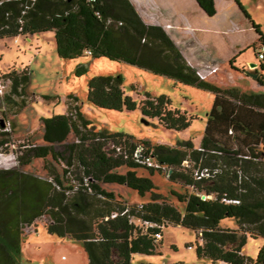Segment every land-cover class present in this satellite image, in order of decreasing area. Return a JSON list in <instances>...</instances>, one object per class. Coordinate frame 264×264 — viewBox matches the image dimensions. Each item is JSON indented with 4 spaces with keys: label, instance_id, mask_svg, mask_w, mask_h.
<instances>
[{
    "label": "trees",
    "instance_id": "trees-1",
    "mask_svg": "<svg viewBox=\"0 0 264 264\" xmlns=\"http://www.w3.org/2000/svg\"><path fill=\"white\" fill-rule=\"evenodd\" d=\"M196 1L209 16L216 14L215 0ZM252 23L264 47V34ZM47 31L57 34L64 59L90 55L125 61L209 89L214 103L199 147L191 140L152 145L123 132L97 130L79 99L70 96L75 101L66 115L43 118L45 143L29 149L24 145L27 155L18 156V166L0 168V264H20L25 227L45 215L47 232L80 241L88 264H132L135 253L154 254L168 224L195 230L202 240L196 246L198 256L214 264H264V245L256 258L243 253L249 237L264 238V92L224 88L202 78L165 28L146 22L132 0H0V39ZM237 57L229 60L235 71ZM4 76L11 82L10 92L18 95L31 77L28 68ZM258 79L264 82V76ZM87 101L118 111L139 105L144 116L158 118L170 129H185L193 119L173 108L165 94L145 92L138 103L125 93L120 74L91 78ZM0 134L7 131L1 129ZM71 134L75 139L68 141ZM64 143L65 150L58 151L56 146ZM5 144L1 139L0 148ZM150 155L166 169L149 166L145 158ZM33 158L44 159L45 177L22 168ZM121 167L127 168L125 173ZM142 168L149 175L139 174ZM155 171H165L171 181L194 189L174 191L182 210L160 200L151 178ZM114 184L141 195L150 192L151 200L127 203L104 187ZM228 219L238 227H225Z\"/></svg>",
    "mask_w": 264,
    "mask_h": 264
},
{
    "label": "rangeland",
    "instance_id": "rangeland-1",
    "mask_svg": "<svg viewBox=\"0 0 264 264\" xmlns=\"http://www.w3.org/2000/svg\"><path fill=\"white\" fill-rule=\"evenodd\" d=\"M239 1L264 34V0ZM216 3V17L206 18L195 12L190 14L192 24L201 27L204 33H188L183 43L194 44L202 52L212 51L215 46L219 49L218 53L215 52L217 70L207 81L217 82L224 88L238 87L247 92H264V82L244 72L250 69V62L262 60L259 53L264 50L252 21L237 5L235 8L233 0H216ZM222 29L228 32L230 42L221 34ZM233 49H239L237 53L245 49L235 61L239 71L233 70L227 61V57L233 54ZM24 68H28L31 75L29 85L22 94H12L11 82L4 74L12 69ZM263 72H259V77ZM110 74H120L123 77L125 93L133 96L138 103L144 99L145 92L153 96L168 95L173 108L193 116L190 126L182 130L166 128L159 123L158 118L144 116L139 105L135 110L118 111L90 104L87 101L89 80L98 75ZM0 77L5 82L4 92L0 93V122L7 131L3 136L0 134V140L7 141L4 148H0V168L18 166V156L23 155L25 158L27 155L24 145L29 149L45 143L43 118L66 115L68 105L75 101L70 96L79 99L83 113L97 130L123 132L137 141L146 140L152 145H177L181 141L191 140L195 147L200 146L208 113L215 98L214 92L209 89L180 83L167 75L156 74L152 70L125 61H114L104 56L93 58L90 55L64 59L59 54L57 34L54 31L1 38ZM8 94L10 99L6 97ZM74 139L71 134L68 141ZM67 143L57 145L56 149L64 151ZM187 164L188 160H185L184 165ZM58 167L61 169L60 165ZM22 168L42 177L47 175L42 158H33L30 164ZM126 170V167L119 169L122 173ZM138 173L149 175V170L142 168ZM151 178L156 186L154 191L160 195V200L172 203L181 210L184 204L177 199L174 191L184 193L194 190L182 181H171L165 171H155ZM104 187L113 190L121 200L130 204L139 205L152 197L150 192L141 195L126 185ZM46 221L45 215L33 226L25 227L20 264H88L82 243L49 234L44 228ZM223 225L235 229L238 227L232 219H228ZM197 243L201 244L202 240L197 238L195 230L180 224H168L163 229V239L158 244L156 253H135L132 264H214L208 257L198 256ZM263 245L264 238L249 237L243 253L256 258ZM114 258L116 259L115 255Z\"/></svg>",
    "mask_w": 264,
    "mask_h": 264
},
{
    "label": "crops",
    "instance_id": "crops-1",
    "mask_svg": "<svg viewBox=\"0 0 264 264\" xmlns=\"http://www.w3.org/2000/svg\"><path fill=\"white\" fill-rule=\"evenodd\" d=\"M132 1L136 5V8L139 11L140 15L143 17V19L146 22L159 24L165 28V30L171 35V37L179 45L190 65L196 67L197 70L204 71V73L206 74V76L204 77L205 80H208L210 76L214 74V72H211L210 69L217 67V58L215 56V52L218 53L219 49H217V47L215 46V49H213L212 51L207 50V52H202L199 51L198 47L194 46V44L186 45L185 43H183L184 42L183 40L186 38V35L188 33L190 35L193 33L197 34L196 32L198 31L200 35L204 33L201 27L194 26V24H192L190 14L195 12L198 14L200 13L206 18L216 17L218 12L216 0H215V5L217 12L213 16H209L208 14H206V12L200 7V5L196 0H146V1L132 0ZM233 2L235 8L236 5L239 7L236 0H233ZM221 34H223V36H225L228 42H230V39L228 38V32L222 29ZM244 50L245 49L241 51ZM238 51L239 49L238 50L233 49L232 52L233 54L227 57V61H229L234 56L239 55L241 51L237 53ZM261 63H264V61ZM259 68H261V66ZM261 75L264 76V72L261 73ZM213 83L218 85L217 82L213 81ZM87 263H88V258H87ZM222 263L225 264L224 262Z\"/></svg>",
    "mask_w": 264,
    "mask_h": 264
},
{
    "label": "built area",
    "instance_id": "built-area-1",
    "mask_svg": "<svg viewBox=\"0 0 264 264\" xmlns=\"http://www.w3.org/2000/svg\"><path fill=\"white\" fill-rule=\"evenodd\" d=\"M259 57L263 60V58H264V50H263V51H260V53H259ZM216 70H217V67H214V68L210 69L211 72H215ZM197 72H198V74H199L202 78H204V77L206 76V74H205L204 71H202V70H198ZM7 80H9V79H7ZM4 83H5L4 80L1 79V77H0V93H2V94H3L4 89H5V84H4ZM0 126H1V129H3V130L5 129V127H2L3 125H1V122H0ZM139 155H140V153L138 152V156H139ZM145 162H146L149 166L156 167V168H163V169H166V167H167L166 165H164V164L158 162V161L155 159V157H154V156H151V155L145 158ZM206 174H208V173H206ZM85 180L87 181L88 179L85 178ZM157 237H158V238H161V234H157Z\"/></svg>",
    "mask_w": 264,
    "mask_h": 264
},
{
    "label": "water",
    "instance_id": "water-1",
    "mask_svg": "<svg viewBox=\"0 0 264 264\" xmlns=\"http://www.w3.org/2000/svg\"><path fill=\"white\" fill-rule=\"evenodd\" d=\"M261 62H262V61H252V62H250V63H249V67H250V69L245 70V73H246L248 76H250V77L258 78V76H259V72L262 71V69L259 68ZM258 68H259V69H258ZM255 70H256V71H255ZM257 70H258V71H257ZM203 197L205 198L206 195H203ZM140 264H150V263H140Z\"/></svg>",
    "mask_w": 264,
    "mask_h": 264
},
{
    "label": "clouds",
    "instance_id": "clouds-1",
    "mask_svg": "<svg viewBox=\"0 0 264 264\" xmlns=\"http://www.w3.org/2000/svg\"><path fill=\"white\" fill-rule=\"evenodd\" d=\"M260 61H262V62H263L264 60H260ZM260 66H261V63H260Z\"/></svg>",
    "mask_w": 264,
    "mask_h": 264
}]
</instances>
